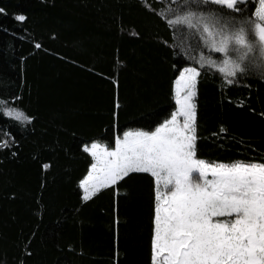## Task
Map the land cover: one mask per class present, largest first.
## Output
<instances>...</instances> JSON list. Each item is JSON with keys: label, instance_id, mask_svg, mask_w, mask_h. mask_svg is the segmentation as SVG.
<instances>
[{"label": "trees", "instance_id": "16d2710c", "mask_svg": "<svg viewBox=\"0 0 264 264\" xmlns=\"http://www.w3.org/2000/svg\"><path fill=\"white\" fill-rule=\"evenodd\" d=\"M0 7V109L34 117L0 111L9 145L0 147V264H151L154 178L133 172L84 201L79 182L92 158L83 145L153 130L177 108L175 80L192 62L163 43L171 30L142 0ZM196 102L198 158L264 162V78L225 85L202 70Z\"/></svg>", "mask_w": 264, "mask_h": 264}, {"label": "snow or ice", "instance_id": "6c2138e0", "mask_svg": "<svg viewBox=\"0 0 264 264\" xmlns=\"http://www.w3.org/2000/svg\"><path fill=\"white\" fill-rule=\"evenodd\" d=\"M155 2L161 6L142 0L171 30L174 39L163 43L183 49L187 60L181 63L192 62L175 81L178 107L154 130L115 134L114 146L99 140L84 144L92 163L79 182L82 198L91 200L130 173H149L154 178L151 264H264V162L198 158L196 102L202 70H215L225 85L257 73L264 78V0ZM0 111L16 121L34 119L19 107ZM221 131H227L223 125ZM0 147L8 142L0 140Z\"/></svg>", "mask_w": 264, "mask_h": 264}, {"label": "crops", "instance_id": "0c3cea01", "mask_svg": "<svg viewBox=\"0 0 264 264\" xmlns=\"http://www.w3.org/2000/svg\"><path fill=\"white\" fill-rule=\"evenodd\" d=\"M176 81V80H175ZM175 85V88H176V84H174ZM177 107H178V105H177Z\"/></svg>", "mask_w": 264, "mask_h": 264}, {"label": "rangeland", "instance_id": "374dc122", "mask_svg": "<svg viewBox=\"0 0 264 264\" xmlns=\"http://www.w3.org/2000/svg\"><path fill=\"white\" fill-rule=\"evenodd\" d=\"M154 130V129H153Z\"/></svg>", "mask_w": 264, "mask_h": 264}]
</instances>
